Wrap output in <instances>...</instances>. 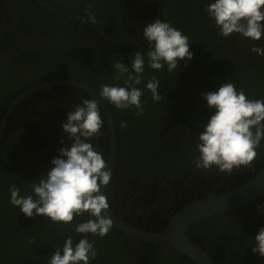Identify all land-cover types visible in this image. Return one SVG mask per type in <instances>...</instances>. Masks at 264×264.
Here are the masks:
<instances>
[{"label":"trees","instance_id":"obj_1","mask_svg":"<svg viewBox=\"0 0 264 264\" xmlns=\"http://www.w3.org/2000/svg\"><path fill=\"white\" fill-rule=\"evenodd\" d=\"M127 2L133 10L130 14L122 12V0H65L61 3L64 10L75 13V19L84 25L83 35L99 48L89 45L60 22L54 23L56 32L51 36L60 46L64 45L65 50L61 47L42 49L39 55L30 51L19 59L25 73L17 77L6 76L0 70V126L20 95L43 83L62 79L88 81L98 93L104 84L123 86L122 81L114 79L116 74L111 64L118 59L127 63L132 56L111 55L103 49L115 54L137 51L140 47H136L133 40L138 31L142 33L144 22H153L158 14V0ZM110 3L118 7L117 11H109ZM206 7L207 0L163 1V19L181 30L195 46L189 45L193 59L181 61L173 72L167 68L156 72L146 66L145 82L153 75L160 81L159 101H154L151 93L145 91L144 115L140 117L135 115L134 108L119 110L106 101L118 134L116 167L106 192L108 202L114 213L149 232L164 231L173 215L184 206L209 196L217 187V194L233 191L264 167V142L251 165L226 174L222 184L221 178H216L220 174L217 169L213 168L215 173L211 174L210 170L194 166V157L198 154L196 136L214 114L202 99L203 94L216 91L224 82L243 81L245 86L237 84V90L243 89L248 98L264 99V59L257 61L258 69L254 65L240 68V63L233 64L223 55L220 59L219 51L238 53L240 46L242 50L251 47L248 41L239 44L236 34L222 38L213 21L206 23L205 18L209 19ZM128 8L126 5L125 10ZM117 16L126 20H116ZM102 33H106V37ZM261 41L257 45L264 46ZM248 56L244 59L252 64ZM85 99L93 98L74 87H52L29 96L10 116L0 144V264H48L65 237L71 235L77 242L82 238L83 234L74 232L73 225L83 217H74L69 225L50 223L44 217L26 218L9 203V187L15 184L30 192L32 183L38 182L34 180L52 167V159L65 146L60 141L68 143V139L58 138L66 113ZM100 112L101 136L91 142L108 160L109 125L101 107ZM121 121H127L126 128L120 127ZM16 130L31 136H16ZM193 169L198 170V174L193 175ZM189 175L194 176V184L185 195L181 183ZM169 177L179 182L162 191L160 180ZM140 179L144 184H140ZM172 187L178 191L176 194L169 192ZM261 213H264V197L233 212L195 223L188 236L204 247L216 264H264V258L252 253V240L258 229L264 227ZM94 240L98 255L91 264H196L168 243L138 240L114 226L107 236Z\"/></svg>","mask_w":264,"mask_h":264},{"label":"clouds","instance_id":"obj_2","mask_svg":"<svg viewBox=\"0 0 264 264\" xmlns=\"http://www.w3.org/2000/svg\"><path fill=\"white\" fill-rule=\"evenodd\" d=\"M205 10L222 38L236 34L259 42L264 37V0H207ZM142 39L146 52L137 51L127 63L118 59L111 64L114 79L122 81L123 86L104 84L99 91L100 98L119 110L134 108L137 117L144 115L145 91L154 101L161 99L159 79L153 75L147 82L144 80L146 66L156 72L165 68L173 72L181 61L193 59L188 36L164 19L147 24ZM250 51L264 56V46H253ZM202 99L214 114L196 136L195 168H215L231 174L251 165L264 142V99L248 98L231 82L203 94ZM120 127L126 128L127 121H121ZM102 128L97 100L85 99L74 105L62 125L68 143L60 141L65 146L52 159V167L34 180L38 182L32 183L30 192L15 184L9 187V203L26 218L44 217L50 223L63 225L71 224L74 217L84 218L73 225L74 232L83 234L82 238L77 242L71 235L65 237L48 264H91L98 250L95 240L89 242V236L104 238L112 230L113 220L107 215L108 197L101 193L110 184L112 171L109 161L91 142L100 138ZM252 244V253L264 258V227L258 229Z\"/></svg>","mask_w":264,"mask_h":264},{"label":"flooded vegetation","instance_id":"obj_3","mask_svg":"<svg viewBox=\"0 0 264 264\" xmlns=\"http://www.w3.org/2000/svg\"><path fill=\"white\" fill-rule=\"evenodd\" d=\"M41 1L44 3H48L53 9H55L58 12V14L61 15L64 18V20L72 26L73 29L68 27L54 11H51V10L41 6L35 0H0V70L4 71V74L6 76L12 75L13 77H17L21 73L22 74L25 73V72H23V65L19 59H23L25 56L30 54V51H32L35 55H39L42 49L44 51L45 50L48 51V50H51L53 48L59 49L60 47L62 50L66 49V47L64 45L60 46V44H58L57 41L51 36L52 33L56 32L54 23L60 22L62 25L66 26L68 29H70L77 37L81 38L83 41H85L89 45L95 47L93 45L95 43H93L87 37H85L83 35V33L85 32L84 25L75 19V13L71 10H64L62 8L61 3H64L65 0H41ZM122 1H123V3H122L123 4V10H124L122 12H125L128 14L132 13L133 10H131L130 4L127 2V0H122ZM125 4L129 7L127 10H125V6H126ZM108 6L110 7L109 11H112V12H115L118 9V7H116L112 3H110ZM157 6H158V8H157L158 9L157 19H158L159 0L157 2ZM99 7L102 11L103 10V4L101 3V5H99ZM62 12H64L66 15H64ZM111 18H114V17H111ZM119 19L123 20V21L126 20L123 17L117 16L116 20H119ZM162 19H163V17H162ZM205 19H206V23H209L212 21L208 18H205ZM144 23H145L144 27H146V25L149 24V22H144ZM91 31L93 33L98 32L97 30H91ZM101 35L103 37H106V33H102ZM237 37H239V36L237 35ZM237 41L239 44H243L242 41H248L247 43H249L250 47L256 46L257 43H259V42H252L250 40H247V39H244L241 37H239ZM133 42H134L136 47H140L137 51H139L143 48L147 49V45L145 44V42L142 39V33L141 32L138 31V35L135 37ZM261 43H264V37H262ZM128 44H130V43H128ZM95 45H97V44H95ZM106 46L110 47L109 44H106ZM190 46L194 47L195 44L191 43ZM239 48H240V50L238 51V53H233L231 50L229 52L227 50L219 51L220 59L223 55V57L227 61H232L233 64H236V62H237V64L240 63L241 64L240 68H245V69H247L249 66L253 67V65L255 66L254 68H257V66H256L257 61L264 59V56H262L261 59H258L259 56L252 53L250 51V49L249 50H242L241 46ZM137 51H134V53ZM143 51H145V50H143ZM143 51H141V52H143ZM246 55L247 56L250 55V56H248V58L251 60L250 62L252 64H249V62L246 63V60L244 59V56H246ZM28 65H29V63H28ZM235 82H236L235 85L239 84L240 87L245 86L243 84V81L242 82L235 81ZM1 126H2V124H1ZM20 134H22L23 136H31V135H27V134L23 133L22 130H16L15 135L18 136ZM53 134H55V132H53ZM65 135H67V134L64 131H62L58 135V138L62 139V137ZM66 137H64V138H66ZM1 143H2V141H1ZM115 167H116V164H115ZM115 167H114V171H115ZM114 171H113V173H114ZM210 171H211L210 172L211 174L215 173V171L212 169H210ZM198 172H199L198 170L193 169V175L198 174ZM113 173H112V176H113ZM193 175H189L186 178L184 177V179L182 180L181 184H183V186L185 188V195L188 193L189 189L193 188V184H194V181H193L194 176ZM225 175H226L225 173H221V172L219 175H216L217 179L221 178L220 184H222L225 181ZM139 182H140V184H144L143 179H140ZM167 182H169L170 185H175L179 182V180L176 178L172 179L170 177L167 179L162 178L160 180V183L158 182L159 183V189L162 190L163 188H165V184ZM141 186L143 188V185H141ZM177 187H179V186H177ZM141 190L142 189H140L139 191H141ZM180 190H181V188L178 189V191H180ZM218 190H219V187L215 188L212 191V193H216ZM178 191H176L173 188L169 192L176 194ZM146 193L147 192L145 191V194ZM159 193H161V191H159ZM137 196H140V194H138ZM186 206H188V205H186ZM186 206H184V207H186ZM176 207L177 206H175L174 208L176 209ZM170 211H171V209H170ZM139 213L143 214V211H140ZM170 213L172 214L173 212L171 211ZM114 214H116V213H114ZM116 215L119 218L123 219L118 214H116ZM129 224L135 226L132 223H129ZM135 227H137V226H135ZM138 228H141V227H138Z\"/></svg>","mask_w":264,"mask_h":264},{"label":"water","instance_id":"obj_4","mask_svg":"<svg viewBox=\"0 0 264 264\" xmlns=\"http://www.w3.org/2000/svg\"><path fill=\"white\" fill-rule=\"evenodd\" d=\"M41 6L54 11L60 19L71 29L72 26L64 20V18L58 14V12L53 9L48 3H44L41 0H35ZM162 4L163 0H159V15L158 19H162ZM96 48L99 46L93 44ZM104 52L110 53L111 55L120 56H133L136 52L128 54H115L103 49ZM146 50L145 48L139 50L140 52ZM52 87H74L86 92L93 99L97 100L99 106L102 108L109 125L110 134V154H109V170L114 171V167L117 161V150H118V134L117 127L114 116L112 114L110 106L105 100L99 97V93L90 85L88 81H76V80H53L47 83H43L36 87H33L22 95H20L8 109L2 126L0 127V143L3 139V135L6 129V125L10 116L16 107L27 99L32 94L49 89ZM63 138V137H62ZM108 188V186H107ZM107 188L101 189L103 194L107 192ZM264 197V167L246 184L241 187L223 194L212 193L209 196L191 203L190 205L184 207L178 211L171 218L169 225L162 232H149L142 228L135 227L123 219L119 218L113 213L111 208H109L107 215L113 220V226L121 231L122 233L136 238L138 240H143L150 243H168L181 255L188 257L196 264H216L210 253L202 247L200 244L193 241L188 236L189 229L197 222L214 217L216 215H224L229 212H233L244 206H247L261 198ZM95 239V236H90L89 242L91 243Z\"/></svg>","mask_w":264,"mask_h":264},{"label":"rangeland","instance_id":"obj_5","mask_svg":"<svg viewBox=\"0 0 264 264\" xmlns=\"http://www.w3.org/2000/svg\"><path fill=\"white\" fill-rule=\"evenodd\" d=\"M66 136H67V137H66ZM64 137H66V139H68V135L63 136V138H64ZM170 186H171V185L169 184V182H167V183L165 184V188H166V189H170Z\"/></svg>","mask_w":264,"mask_h":264}]
</instances>
